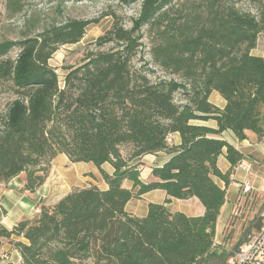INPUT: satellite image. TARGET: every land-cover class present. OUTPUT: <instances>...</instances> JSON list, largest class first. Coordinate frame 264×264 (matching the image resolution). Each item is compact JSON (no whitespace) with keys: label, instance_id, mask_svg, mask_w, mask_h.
I'll list each match as a JSON object with an SVG mask.
<instances>
[{"label":"trees","instance_id":"obj_1","mask_svg":"<svg viewBox=\"0 0 264 264\" xmlns=\"http://www.w3.org/2000/svg\"><path fill=\"white\" fill-rule=\"evenodd\" d=\"M34 1L5 5L22 24L17 39L0 40V80L10 83L14 96L0 115V183L25 173L23 190L34 193L51 161L64 154L97 167L107 189L74 188L10 230L0 225V264H12L2 254L3 240L11 241L20 264L224 262L228 253L213 243L226 195L218 182L228 185L229 171L222 173L217 160L223 155L231 168L245 157L222 133L240 142L246 131L264 138V55L250 54L264 33L262 0H255V14L237 0H140L136 16L128 18L121 9L135 0H117L97 19L70 17L63 0L26 9ZM103 18H111L109 29L81 64L63 68L60 80L48 60ZM144 27L156 32L152 63L180 81L134 68ZM14 49L16 56L8 57ZM213 91L225 101L222 110L208 101ZM158 153L167 160L151 167L145 183L141 159ZM105 163L112 174L100 169ZM156 190L176 200L195 198L204 213L172 212L169 199L149 203L144 217L126 211L130 200ZM5 214L0 206V220Z\"/></svg>","mask_w":264,"mask_h":264},{"label":"crops","instance_id":"obj_2","mask_svg":"<svg viewBox=\"0 0 264 264\" xmlns=\"http://www.w3.org/2000/svg\"><path fill=\"white\" fill-rule=\"evenodd\" d=\"M250 54L256 57L264 55V33L258 35L256 46L250 51ZM208 101L220 110L225 105V101L215 91L211 92ZM204 124L208 127L216 128L214 121H208ZM171 138L175 145L180 143V138L177 134L171 136ZM222 138L237 149L250 163V171L248 173L236 172L233 177L235 181H240L243 177L250 180L251 191L245 196H242L240 191L230 184V177L229 183L226 186L222 182H218L222 188L225 187L226 195L225 202L220 209L217 219L214 239L217 244L224 243L226 240H232L231 242L233 243L237 241L235 244H238L245 232H248L255 226L253 220L260 211V205L264 199V138L258 141L256 135L250 131H246V139L241 142L229 131L222 133ZM152 158L155 160L153 166H160L167 160V156L164 153H158ZM217 165L222 173L230 171V164L225 160L223 155L219 156ZM100 169L108 174H112L113 172L112 167L107 163L103 164ZM25 179L26 174L20 173L7 183H0V206L6 212L1 221L2 225L8 230L23 218L30 219L34 217L38 213L39 207L54 206L74 188L81 189L94 185L100 190L107 189V184L102 181L97 167L92 163H72L64 154H58L51 161L44 183L34 193L23 190ZM156 191L161 192L164 199L176 200L168 198L163 191ZM238 198H241V214L239 217L231 220L230 213ZM179 201L184 202L183 208L175 212H182L186 216L192 217L201 216L204 213L203 206L195 198ZM130 203L131 200L126 205V211L137 217H144L146 215L149 203L161 204L150 201L142 209V212L138 214L129 209ZM18 259L20 260V257Z\"/></svg>","mask_w":264,"mask_h":264},{"label":"rangeland","instance_id":"obj_3","mask_svg":"<svg viewBox=\"0 0 264 264\" xmlns=\"http://www.w3.org/2000/svg\"><path fill=\"white\" fill-rule=\"evenodd\" d=\"M117 0H63L65 5L68 7V15L70 17H77L83 19H97L101 15V13L105 10V8L110 4H117ZM264 3V0H262ZM56 0H35L31 4L26 5V9L30 8H46L52 4H55ZM140 0H135L134 3L129 6H123L121 11L125 17L136 16L137 10L139 8ZM178 3H185L184 0H178ZM239 6L243 9L249 10L252 13H256V7L259 5L255 0H237ZM6 0H0V40L8 39L15 40L19 36V30L21 28L22 16L16 15L14 17H9L6 11ZM188 4H185L186 7ZM46 10V9H45ZM117 11L118 8H116ZM111 25V18H103L100 19L98 23L91 24L87 27L83 38L77 43L73 45H62L59 46L57 51L52 55V57L48 60L49 66L54 68L59 75L60 80L63 79V75L65 71L64 67L68 66H76L82 63L84 60L86 53L95 48V41L98 37L102 36L106 30L109 29ZM157 42L156 32L148 31L147 27L142 29V47L139 48L138 54L133 59L134 68L139 67H147L154 70L155 77L161 79H176L177 77H173L172 74L168 71L162 70L160 67L155 66L152 63L150 49L154 43ZM107 49V47H106ZM17 54V49H14L8 57L14 58ZM180 81V78L179 80ZM14 98L11 90L10 83L4 80H0V115H3L6 111L7 105ZM179 99V95H177ZM128 147H121V152L127 153ZM152 155H146L141 159L142 164L139 166L140 170V178L145 183L150 182L152 180L150 176V169L155 164V160L152 158ZM50 169V167H49ZM124 187L129 188L130 184L124 182ZM159 202L164 203L166 198L164 199L163 194L159 191H152L149 194H143L141 196L135 197L131 200L129 204V209L134 211L135 213L142 212V209L150 202ZM170 202L167 204L169 209L172 212L176 210H182L183 201L177 200H169ZM1 204V199H0ZM40 208V207H39ZM38 210V209H37ZM6 218V217H5ZM2 219V218H1ZM24 219V218H23ZM6 221V219H5ZM0 225H2V221L0 220ZM3 226V225H2ZM215 238V237H214ZM15 240V238H12ZM2 244V254L7 255V261L12 264H20V260L18 259L19 254L16 250L13 249L12 243L9 240H3ZM232 240L225 241L224 243L217 244L215 243V249L219 251H225L226 253L233 249L234 243ZM215 242V239H214ZM218 251V252H219ZM219 252V253H221ZM3 256V255H2ZM223 259L211 257L206 264H223Z\"/></svg>","mask_w":264,"mask_h":264},{"label":"built area","instance_id":"obj_4","mask_svg":"<svg viewBox=\"0 0 264 264\" xmlns=\"http://www.w3.org/2000/svg\"><path fill=\"white\" fill-rule=\"evenodd\" d=\"M170 141V139H168ZM250 163L242 158L236 165L230 168V184L238 189L242 196L250 193V180L243 177L240 181L233 179L236 172L248 173ZM261 208L257 216L254 217L255 226L253 229L245 232L241 243L235 244L233 249L228 251V256L223 264H264V199L261 202ZM241 214V198H238L233 206L230 219L234 220ZM216 242L213 243V245ZM215 246V245H214Z\"/></svg>","mask_w":264,"mask_h":264}]
</instances>
